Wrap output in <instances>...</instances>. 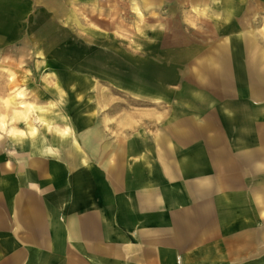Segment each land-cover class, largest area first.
<instances>
[{"label":"crops","instance_id":"obj_1","mask_svg":"<svg viewBox=\"0 0 264 264\" xmlns=\"http://www.w3.org/2000/svg\"><path fill=\"white\" fill-rule=\"evenodd\" d=\"M191 76L204 108L169 136L163 122L103 156L94 121L93 160L0 156V264H264V98Z\"/></svg>","mask_w":264,"mask_h":264},{"label":"rangeland","instance_id":"obj_2","mask_svg":"<svg viewBox=\"0 0 264 264\" xmlns=\"http://www.w3.org/2000/svg\"><path fill=\"white\" fill-rule=\"evenodd\" d=\"M40 1L48 3L53 0H0L1 14L7 10L6 3L14 2L22 16L10 20L0 16V62L16 60L18 57L23 60L20 68L15 69L27 77L20 76L18 85L27 89L28 97L25 99L54 110L56 114L66 111L58 98H30L31 91L38 86V76L34 74L35 64L39 60L35 55L37 49H41L47 59H67L72 62L71 65H85L81 68L84 70L112 65V71L119 78L112 83L102 80L97 83L99 91H93V98H89L90 105H95L85 114L95 116L94 121L102 129L103 156L104 145L109 141L122 146L131 135L154 137L159 133L158 127H163V122L166 136H169L167 123L172 121L169 119L175 113L203 110L204 105L200 101H192L182 92L185 88L188 91L194 87L189 86L191 73L197 70L196 59L205 57L206 53L189 61L193 53L191 46L193 51L202 45L205 46L200 50L209 48L213 42L210 37L211 24L195 22L193 18L197 13L187 5L182 6L185 0H164L163 5L142 10L146 22L145 27L138 30L134 23L136 13L130 9L128 0H115L111 7L108 2H104L101 7L73 6L80 14L78 24L68 20L64 14L54 18L49 15L44 17L43 13L40 14L44 9L43 2L38 3ZM222 7L219 2L218 6H207L206 15L201 19L211 23L215 15H223ZM67 9H70L69 5ZM198 9L203 8L198 6ZM184 12H189L192 20L184 16ZM218 17L216 20L223 19L222 16ZM238 17L234 16L235 19ZM172 20L175 22L174 27L168 23ZM189 24L190 27H187ZM251 24L257 34H264V5L258 8L257 17ZM165 29H171L172 33H163ZM192 29L206 36V43L201 37H192ZM91 30H97V34L92 35ZM169 39L172 40L170 47L173 45L176 48L170 54L171 61L163 53ZM29 41L34 45H29ZM219 41L221 39L216 42ZM18 49H23V53L20 54ZM44 73L41 70L40 75ZM139 76L144 79L140 85L136 80ZM2 99L6 98H0V102ZM74 99L77 105L83 98ZM211 99L216 101L215 98ZM15 107L21 110L18 103ZM0 111L4 115L10 113L2 108ZM106 153L108 155V151Z\"/></svg>","mask_w":264,"mask_h":264},{"label":"bare ground","instance_id":"obj_3","mask_svg":"<svg viewBox=\"0 0 264 264\" xmlns=\"http://www.w3.org/2000/svg\"><path fill=\"white\" fill-rule=\"evenodd\" d=\"M185 1L186 3H181L182 6L187 5L197 13L193 18L196 19L195 22L211 24L210 37L213 40L208 49L200 50L205 46L202 45L201 48L193 51L191 46L193 53L189 61H194L195 57L207 51L212 54L210 59L200 64L197 72L191 73L196 81L195 84L202 85L205 80L210 79L213 90L220 96L228 92L238 98L247 97L248 94L251 98H264V34H257L251 24L257 17L258 8L264 5V0ZM104 2H108L111 7L115 0H53L48 3L43 2L44 9L40 14L43 13L44 17L49 15L50 18L64 14L68 20L78 24L80 14L73 6L101 7ZM128 2L130 9L136 13L134 23L135 29L138 30L145 27L146 18L142 10L146 11L154 5H163L164 0H128ZM218 2L223 6L221 10L223 15L218 14V16H222L223 19L216 20L219 18L216 15L211 23L201 19L206 15L207 6H218ZM68 5L70 9H67ZM198 6L203 9H198ZM5 7L7 10H4L3 14L0 13V16H5L9 20L22 17L21 10L14 2L6 3ZM236 15L239 16L237 19L234 18ZM184 16L188 19L192 18L189 12H184ZM168 23L172 27L175 25L173 20ZM187 27H190V24ZM96 31L91 30V34L96 35ZM168 31L172 33L171 29L162 32ZM191 33L192 37H201L206 43V36L193 29ZM218 39H221V42H216ZM169 43H166L163 53L164 57L171 61L170 54L176 48L172 47L173 45L170 47L171 39ZM29 45L34 43L29 41ZM40 50L37 49L35 52L39 60L34 67V74L38 76V86L31 91L30 98H58L66 111L56 114L54 110L27 102L25 99L28 97L27 89L18 87L19 77H27L21 75L19 69H15L20 68L23 60L18 57L16 60L0 62V98H6L1 100L0 109L10 112L6 115L0 113V156L7 152L18 153L21 163L27 165L30 171H33L34 158H56L60 147L68 152L67 156L74 162L79 160V154L83 160L86 157L93 160L96 154L95 143L101 131L96 126H92L94 116L83 114L95 105L94 103L90 105L89 98H93L91 95L93 91L96 89L97 92L99 91L97 83L101 80L112 83L119 77L112 71V65L105 64L104 67H89L84 70L81 68L85 65H71L72 62L67 59L60 61L47 59ZM215 50L218 52L216 53ZM18 52L22 54L23 49H18ZM41 70L45 72L43 75H40ZM136 80L139 85L144 82L140 76ZM183 90L190 97L187 88ZM74 98L83 99L75 105ZM17 103L21 110L16 109ZM3 138L5 140H2Z\"/></svg>","mask_w":264,"mask_h":264}]
</instances>
